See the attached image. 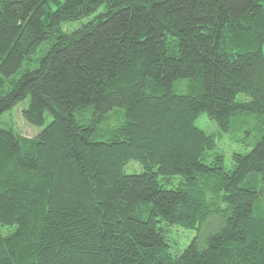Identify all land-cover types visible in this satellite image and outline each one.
Listing matches in <instances>:
<instances>
[{
	"label": "trees",
	"instance_id": "obj_1",
	"mask_svg": "<svg viewBox=\"0 0 264 264\" xmlns=\"http://www.w3.org/2000/svg\"><path fill=\"white\" fill-rule=\"evenodd\" d=\"M263 44L264 0H0V264H264ZM201 113L260 134L225 168Z\"/></svg>",
	"mask_w": 264,
	"mask_h": 264
},
{
	"label": "rangeland",
	"instance_id": "obj_2",
	"mask_svg": "<svg viewBox=\"0 0 264 264\" xmlns=\"http://www.w3.org/2000/svg\"><path fill=\"white\" fill-rule=\"evenodd\" d=\"M86 20L87 18H83L81 20L67 21L62 24L61 27L63 30L70 31L78 27L82 22ZM41 49L42 47L39 48L38 54L42 51ZM32 67L33 66H31V68ZM26 68L27 66L23 65L20 72L16 74V76H18ZM177 83L178 81H176L174 85L175 87H177L178 90H180V86H178ZM243 98V95L238 94L236 99L241 100ZM27 103L28 99L25 98L15 104L11 109L5 111L3 114H0V126L12 128L16 133H19L23 136H35L40 130V127L28 123L21 114V109L25 107ZM118 121L119 120H117L116 122ZM195 124L201 129H203L206 133L211 134L214 137L217 147L216 150L220 151L224 155L225 168H229L231 165V153L234 151L248 150V147H250L252 142H254L253 140L259 136L258 133L260 131V128L262 127L261 117L259 115L256 116L252 114L246 117L242 116L241 118L233 122L231 120V129L228 132L221 131L217 127L215 122L211 120L205 113H201L196 117ZM245 145H247L248 147H245ZM138 168V164L132 162L129 165H126L125 171L130 172L131 170H138ZM177 231L179 232V236L181 237L183 242L186 241L188 234L184 233V231L179 229ZM190 233L192 237L194 232L190 231Z\"/></svg>",
	"mask_w": 264,
	"mask_h": 264
}]
</instances>
